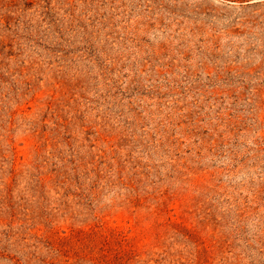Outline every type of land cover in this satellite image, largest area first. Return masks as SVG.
<instances>
[{
	"label": "rangeland",
	"instance_id": "374dc122",
	"mask_svg": "<svg viewBox=\"0 0 264 264\" xmlns=\"http://www.w3.org/2000/svg\"><path fill=\"white\" fill-rule=\"evenodd\" d=\"M0 264H264V0H0Z\"/></svg>",
	"mask_w": 264,
	"mask_h": 264
}]
</instances>
